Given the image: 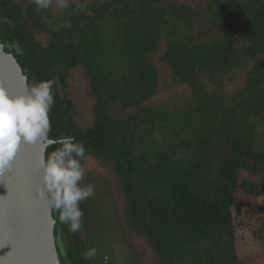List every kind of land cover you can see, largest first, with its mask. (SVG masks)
Masks as SVG:
<instances>
[{
    "label": "trees",
    "instance_id": "obj_1",
    "mask_svg": "<svg viewBox=\"0 0 264 264\" xmlns=\"http://www.w3.org/2000/svg\"><path fill=\"white\" fill-rule=\"evenodd\" d=\"M56 7L0 0V17L11 21L0 23V39L27 84L54 80L49 137L84 145L85 175L94 157L109 166L161 264H246L236 252L234 212L240 194L260 197L253 208L264 209V0H80ZM160 48L171 78L190 93L181 107L150 101L159 89L151 56ZM78 67L93 97L88 125L75 117L69 76ZM238 69H245L243 84L226 93ZM57 147H46L45 160ZM91 172L99 182L100 171ZM88 199L80 208L91 216ZM51 212L61 264H86L83 229L70 232ZM88 225L87 240L95 231Z\"/></svg>",
    "mask_w": 264,
    "mask_h": 264
},
{
    "label": "rangeland",
    "instance_id": "obj_2",
    "mask_svg": "<svg viewBox=\"0 0 264 264\" xmlns=\"http://www.w3.org/2000/svg\"><path fill=\"white\" fill-rule=\"evenodd\" d=\"M69 2H80V0H69ZM55 3V2H53ZM57 11L62 8L56 7ZM30 27L35 36L42 42H47V35L40 32L30 23ZM30 28V29H31ZM194 31L191 30L190 34ZM162 48L151 56L158 69L159 89L155 96L150 100L156 105L168 104L169 106H183L191 101L190 93L186 85L175 83L170 76L168 67L159 59ZM72 73V74H71ZM245 69H238L232 72V80L225 83L226 93H231L239 85L243 84ZM71 88L75 91L76 100V121L82 124L92 122L90 112L92 105V92L90 89L89 79L83 68H76L70 71ZM213 88V87H212ZM88 166V167H87ZM103 160L94 157L88 160L86 169L88 174L85 175L87 185L91 184L94 188V194L90 197L87 210L94 216L92 224L88 231L94 230L90 239L87 240L86 221L90 215L86 214L82 218V231H80L83 246L80 254L86 264H161L162 257L155 251V247L150 238L144 232L142 226L134 221L127 213L126 201L118 182L114 177L111 169L108 168ZM96 173L98 180L93 178V171ZM111 171V174H110ZM91 182V183H90ZM241 203L234 212L236 223V252L241 257V261L246 264H264V240L258 241L254 230L261 226L260 219L264 221V209L255 207L254 200L257 203L262 202L260 197L251 198L240 194ZM249 202L251 207L243 204ZM258 217L260 219H258ZM95 248L96 254L85 259V253Z\"/></svg>",
    "mask_w": 264,
    "mask_h": 264
},
{
    "label": "clouds",
    "instance_id": "obj_3",
    "mask_svg": "<svg viewBox=\"0 0 264 264\" xmlns=\"http://www.w3.org/2000/svg\"><path fill=\"white\" fill-rule=\"evenodd\" d=\"M53 2L59 8L69 7V0H34L38 10L48 9ZM84 7L85 4L78 5L76 11ZM0 23L11 21L0 17ZM64 26L71 27V24ZM53 84L54 80H43L26 85L25 91L14 95L0 88V183H4L5 173L13 170L21 143L44 141L47 145H59L46 160L41 161L34 194L49 211L59 214L60 223L67 224L68 230L76 233L81 230L85 215L80 202L93 196L94 188L91 184L81 186L85 175L82 167L86 152L84 145L68 135L56 139L49 137L52 128L49 113L54 104ZM10 234L0 225V247L5 246ZM95 254L96 249L92 248L85 253V259ZM6 257H0V264H8Z\"/></svg>",
    "mask_w": 264,
    "mask_h": 264
},
{
    "label": "water",
    "instance_id": "obj_4",
    "mask_svg": "<svg viewBox=\"0 0 264 264\" xmlns=\"http://www.w3.org/2000/svg\"><path fill=\"white\" fill-rule=\"evenodd\" d=\"M26 85V74L0 39V88L14 95L25 91ZM47 146L44 141L21 143L13 170L5 173L4 183H0V225L13 230L5 246L0 247V257L7 255L8 264H61L52 212L34 194Z\"/></svg>",
    "mask_w": 264,
    "mask_h": 264
},
{
    "label": "flooded vegetation",
    "instance_id": "obj_5",
    "mask_svg": "<svg viewBox=\"0 0 264 264\" xmlns=\"http://www.w3.org/2000/svg\"><path fill=\"white\" fill-rule=\"evenodd\" d=\"M86 216H87V214H86ZM92 217H94L93 215H91L89 218H88V220L87 221H89V222H91V224H92ZM55 226V225H54ZM89 226V225H88ZM54 235H55V238H56V229L54 228ZM64 264H67V263H64Z\"/></svg>",
    "mask_w": 264,
    "mask_h": 264
},
{
    "label": "snow or ice",
    "instance_id": "obj_6",
    "mask_svg": "<svg viewBox=\"0 0 264 264\" xmlns=\"http://www.w3.org/2000/svg\"><path fill=\"white\" fill-rule=\"evenodd\" d=\"M10 192H11V187L9 186V188H8V195L10 194ZM8 231L11 233L13 230H8ZM16 240H17V239H14V240H13V245H15Z\"/></svg>",
    "mask_w": 264,
    "mask_h": 264
}]
</instances>
